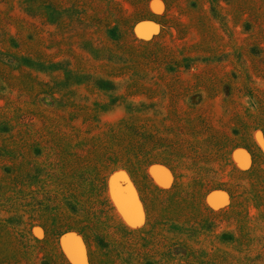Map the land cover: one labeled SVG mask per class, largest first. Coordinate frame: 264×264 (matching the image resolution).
I'll list each match as a JSON object with an SVG mask.
<instances>
[{"label":"rangeland","instance_id":"rangeland-1","mask_svg":"<svg viewBox=\"0 0 264 264\" xmlns=\"http://www.w3.org/2000/svg\"><path fill=\"white\" fill-rule=\"evenodd\" d=\"M108 2L125 21L91 19L90 0H0V264H264V26L229 19L209 55L163 0ZM186 45L196 60L182 63L171 51ZM223 131L232 141L206 154L178 141ZM172 226L188 230L186 261ZM122 228L149 236L138 252Z\"/></svg>","mask_w":264,"mask_h":264},{"label":"trees","instance_id":"trees-1","mask_svg":"<svg viewBox=\"0 0 264 264\" xmlns=\"http://www.w3.org/2000/svg\"><path fill=\"white\" fill-rule=\"evenodd\" d=\"M92 2V8H91V13L92 14V18H107L108 21H112L113 19L118 20V21H125V17L120 15V12H122L119 8L114 9L113 6L109 5L108 0H90ZM165 5L167 6V8L170 11L173 10H177L181 13V15H183L184 18L187 19L186 22H180V24L177 27L178 33L181 34V32H186L187 35H190L193 31H201L202 34V42H197L196 45L191 46L192 48H202L205 49L204 52L208 53L209 55H211L214 50H213V42L212 39H210V36H212L211 34H213L214 37L216 36H220V31H222L223 29H227L226 28V24L228 25V27L230 26L229 23V19H235V21L237 23H234V28L237 27H241L242 29V33L247 34L252 32V30H255L256 28L260 27V26H264V5L262 8L258 7V3L261 2L264 4V0H163ZM117 6V5H116ZM80 13V12H79ZM87 18L85 12L83 14H79L77 15V17L75 15H70L67 19L68 22L69 20H75L76 25H79L80 21H82V19L85 21V19ZM90 19V18H88ZM60 19L59 22L61 21V23L63 24L65 20ZM171 20H173V18H168L165 16V21H158V23L163 27V29L165 30L166 26L168 24H171ZM261 22V24H259L258 22ZM116 22V21H115ZM88 27V26H86ZM90 27V26H89ZM227 31H230L227 29ZM183 34V33H182ZM181 34V35H182ZM187 35H184V37H182V39L186 40L188 38ZM225 35V34H224ZM189 41V40H188ZM148 43H153V42H148ZM187 45L182 48L183 50L181 52L176 53L175 51H171L172 55H177L179 56L176 60L181 61L182 63L184 62H190V61H195L196 60V54L189 50L187 51ZM261 50L260 47H256L254 50ZM254 52V51H253ZM108 57H115V56H108ZM174 57V56H173ZM109 59H107V61H111ZM209 59V56H208ZM232 96V92H227L225 94V98H230ZM240 110V111H238ZM261 110L263 111L262 115L260 117L264 118V103L261 106ZM242 113L245 115L244 118H251L250 116H252V114L247 111L246 108L239 106L238 108H236L234 110V112H231V116L233 115H238L237 113ZM204 118V117H203ZM199 121V120H198ZM197 121V122H198ZM173 123L177 124L180 126V122L179 120L175 119L173 120ZM194 122H190V124H187L189 126H186V131L190 132L191 130L195 129L196 127L193 128L192 125ZM186 125V123H185ZM192 126V127H190ZM259 128L263 131L264 133V121H263V125L259 126ZM182 129V128H181ZM233 130L237 131V126L235 128H233ZM249 128L246 129V132L248 133ZM206 133L204 134H199V135H194L191 133V135L188 137H184L180 141H184L185 145H188L190 147H193L194 151H204V153L206 154V151H208V146L210 145L211 151L210 152H214L216 151V149H226V144H229L232 140L229 136V134L226 133V131H223V133H220L221 135H217L218 137L214 139H210L207 141L202 140V142H200L198 139H200V135H203L202 137L205 136ZM192 136V137H191ZM203 139V138H201ZM249 138L245 137L243 139V141H248ZM245 145V144H244ZM241 145L243 148L246 146ZM209 152V151H208ZM224 156V155H223ZM169 158L170 156L168 154H166L164 156V161L168 166H170L171 168L172 165L170 162H172V160H170L169 162ZM223 158V157H222ZM131 170V169H129ZM132 172V170H131ZM133 173V172H132ZM138 176V177H137ZM135 177H137L138 182L140 183V186L143 188V181L144 180H139L141 179V174L138 172L133 173V178L135 179ZM141 177V178H140ZM141 181V182H140ZM149 190L147 187L144 186V193H145V200H146V204L150 207V224L149 226L153 227L152 224L155 223L156 224V220L160 219L157 215V211L153 208L154 203H155V194L156 192L152 195L151 193H149ZM230 192V190H228ZM172 193V192H169ZM236 202L233 203L232 205V210H234L233 208H236V210H240L241 209V205L242 202H238L241 200V198H236L235 199ZM198 206H196L200 213L203 214L205 213H218L210 208H205L204 205H202L200 202H198ZM244 206V205H243ZM245 207V206H244ZM219 213L222 212H226L225 209L223 210H219ZM184 217V216H183ZM186 218V217H185ZM185 218H177L175 219V223L177 224H191L192 222H190V220H186ZM154 220V221H153ZM182 221H187V222H182ZM193 221V220H192ZM198 221V220H197ZM202 221V220H201ZM195 222V221H193ZM198 224L203 223V222H197ZM187 224V225H188ZM201 225V224H200ZM115 228V227H114ZM152 229V228H151ZM117 230V229H116ZM143 230H127V229H121V231H119V235H125L126 238H128L130 241H132L131 243L133 244L134 250H136V252H138L139 248H137L139 246V242L146 240L147 238H149V236H142L141 233ZM154 231V229H153ZM163 231H165V229H163ZM187 231L186 229L182 228H176L173 227L171 228L170 232L173 234V239L169 240V243L172 244L173 248H171L169 251L172 252V254H176V255H181L182 258H184V260L186 261L188 259V257L190 256L189 254V246L188 240L185 239H181L183 237H187ZM150 233V232H149ZM80 234L85 238V240H89V238L91 239V248H93L95 251L98 250V248H100V246H102V242L99 243L96 240V237L94 236H90L89 234L87 235V232H83L80 231ZM171 234V235H172ZM221 238L224 241H219L222 245L228 243L224 237L221 236ZM183 240L185 242V244H178V245H174L173 243L175 241H180ZM231 240V238L229 239ZM233 241L235 243H242L239 239L235 240L233 238ZM89 242V241H88ZM229 244V243H228ZM153 254V252L144 251V255H148L151 258V255ZM155 255V260L152 262L153 264H158L156 261V254ZM152 259V258H151ZM136 262V261H135ZM137 261V264H142V262ZM145 264V262L143 263Z\"/></svg>","mask_w":264,"mask_h":264},{"label":"water","instance_id":"water-1","mask_svg":"<svg viewBox=\"0 0 264 264\" xmlns=\"http://www.w3.org/2000/svg\"><path fill=\"white\" fill-rule=\"evenodd\" d=\"M210 196H211V195H210ZM210 196H209V197H210ZM211 204H212V203H211Z\"/></svg>","mask_w":264,"mask_h":264},{"label":"bare ground","instance_id":"bare-ground-1","mask_svg":"<svg viewBox=\"0 0 264 264\" xmlns=\"http://www.w3.org/2000/svg\"><path fill=\"white\" fill-rule=\"evenodd\" d=\"M149 28V27H148Z\"/></svg>","mask_w":264,"mask_h":264}]
</instances>
